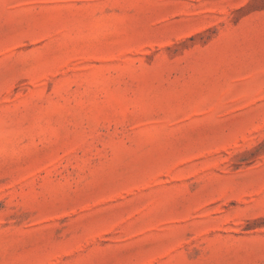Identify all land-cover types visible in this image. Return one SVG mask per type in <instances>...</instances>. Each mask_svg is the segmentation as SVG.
Instances as JSON below:
<instances>
[{
    "label": "rangeland",
    "instance_id": "374dc122",
    "mask_svg": "<svg viewBox=\"0 0 264 264\" xmlns=\"http://www.w3.org/2000/svg\"><path fill=\"white\" fill-rule=\"evenodd\" d=\"M0 264H264V0H0Z\"/></svg>",
    "mask_w": 264,
    "mask_h": 264
}]
</instances>
